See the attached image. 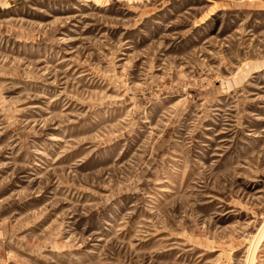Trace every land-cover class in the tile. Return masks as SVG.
Instances as JSON below:
<instances>
[{
  "label": "rangeland",
  "instance_id": "374dc122",
  "mask_svg": "<svg viewBox=\"0 0 264 264\" xmlns=\"http://www.w3.org/2000/svg\"><path fill=\"white\" fill-rule=\"evenodd\" d=\"M0 264H264V0H0Z\"/></svg>",
  "mask_w": 264,
  "mask_h": 264
}]
</instances>
